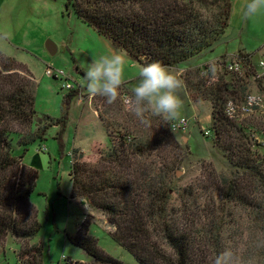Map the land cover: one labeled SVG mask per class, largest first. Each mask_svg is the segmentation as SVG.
Instances as JSON below:
<instances>
[{
	"label": "rangeland",
	"instance_id": "374dc122",
	"mask_svg": "<svg viewBox=\"0 0 264 264\" xmlns=\"http://www.w3.org/2000/svg\"><path fill=\"white\" fill-rule=\"evenodd\" d=\"M230 1L229 28L214 49L170 68L183 81L176 90L182 101L179 116L173 121L149 116V124L144 125L135 116L130 100L138 82L139 64L123 52L126 83L111 105L103 97L89 96L83 79L86 65L94 58L119 50L77 20L71 9L66 11L65 0H0V52L23 66L19 74L30 81L35 98L36 116L25 132H35L47 124L45 116L60 117L63 98L72 92L66 85L80 92L71 100L62 143L55 138L59 129L53 126L45 140L29 146L19 160L26 169H30L32 161L38 167L28 207L35 211L41 228L30 240H17L10 235L1 237L0 264H66V261L93 264L92 259L67 240V235L76 233L85 216L90 222L88 236L96 240L102 252L124 264H136L129 253L110 239L112 227L105 217L92 210L85 200L69 198L71 151L79 150L83 161L93 164L98 159L97 149H109L110 139L118 140L124 134L135 141H150L151 147L161 146L151 153L148 162L153 161L156 166L162 161L173 163L169 207L179 218L181 229L197 234L202 227L213 231L215 224L220 233L212 241L218 243V250L229 253L228 264H262L259 262L264 260L261 250L264 233L251 226L249 213L224 200L221 178L229 181L236 172L212 146L213 134L208 138L203 135L210 127L211 103L199 97L195 88L190 91L193 93L187 91L184 84L188 80L191 86L200 85V66L212 68L217 65L216 60L232 58L239 51L250 55L256 68L260 61L264 63V47H261L264 8L246 17L243 9L249 0ZM49 45L54 53L48 50ZM48 70L51 75L47 74ZM224 83L226 89L233 90L235 81L229 79ZM248 86L249 96L262 97L264 76L251 80ZM125 96L129 103H125ZM261 104L257 112L245 113L243 119L263 122L264 101ZM241 106L235 107L240 110ZM181 118L188 120L185 131L179 130ZM246 134L251 144L259 145L253 147L264 157V136L250 128ZM13 139V155L18 158L21 148L15 144L17 137ZM196 234L193 235L198 239Z\"/></svg>",
	"mask_w": 264,
	"mask_h": 264
},
{
	"label": "trees",
	"instance_id": "16d2710c",
	"mask_svg": "<svg viewBox=\"0 0 264 264\" xmlns=\"http://www.w3.org/2000/svg\"><path fill=\"white\" fill-rule=\"evenodd\" d=\"M64 8L71 9L77 20L109 40L132 62L143 66L158 61L172 68L214 49L229 28L231 1L65 0ZM232 60L240 64L241 73L222 72L206 84L210 79L202 77L200 71L208 66H200V85L191 86L188 80L184 84L187 91L195 88L199 97L210 101L208 130L213 134L212 146L236 172L229 181L221 178L224 200L249 213L251 226L264 233V157L253 147L259 145L251 144L246 134L250 128L264 136V121L245 120L235 107L246 102L248 83L261 69L259 64L254 66L250 55L241 51L222 61ZM22 70L23 66L14 58L0 56V238L10 235L23 241L33 239L41 225L35 211L28 207L36 170L20 166L19 160L29 146L43 142L53 126L59 129L55 138L62 143L71 100L80 92L68 89L72 92L63 98L60 117L45 116L47 124L35 132H25L30 129L36 111L32 85L19 74ZM229 79L235 81L231 91L224 83ZM261 90L263 95L264 86ZM230 106L235 108L233 118L228 115ZM14 137L22 152L18 158L13 155ZM110 142L109 149H97L98 159L93 164L85 163L79 150L71 151L69 198L85 200L92 210L105 217L112 227L110 239L129 253L136 264H214L215 257L222 253L218 243L212 241L218 238L219 227L214 224L213 231L202 227L197 234L179 227V218L169 207L173 163L162 161L156 166L147 161L161 146L151 147L150 141H135L126 134ZM37 153L41 154L40 150ZM89 226L85 216L67 240L93 264H124L97 247L96 240L88 236ZM261 250L264 254V245ZM259 263L264 264V260Z\"/></svg>",
	"mask_w": 264,
	"mask_h": 264
},
{
	"label": "clouds",
	"instance_id": "9594fccd",
	"mask_svg": "<svg viewBox=\"0 0 264 264\" xmlns=\"http://www.w3.org/2000/svg\"><path fill=\"white\" fill-rule=\"evenodd\" d=\"M264 8V0H249L243 15L251 17ZM126 56L121 51L94 58L84 69L85 90L89 96L103 97L111 105L118 98L125 80ZM183 84L173 70L161 62L146 63L139 68L138 82L132 89L130 100L139 121L149 124V116L161 117L165 121L175 120L182 108V101L176 90ZM83 103V97L81 98ZM229 253L222 252L215 257L214 264H228Z\"/></svg>",
	"mask_w": 264,
	"mask_h": 264
},
{
	"label": "built area",
	"instance_id": "2783aa9c",
	"mask_svg": "<svg viewBox=\"0 0 264 264\" xmlns=\"http://www.w3.org/2000/svg\"><path fill=\"white\" fill-rule=\"evenodd\" d=\"M214 64H217V65L213 66L212 68L208 66V67H205V69L204 68L201 69L200 75L202 77H207V79L212 80V79H216V76L222 72L241 73V66L236 60H232L231 62L226 63V62H223L221 59H219V60H216ZM259 67L261 70H264V63L260 62ZM209 72L212 74L213 78H211V76L209 77L210 75ZM47 74L51 75V71L48 70ZM262 76H264V71L256 74L255 78L251 80H256V78H259ZM70 88L72 87L66 85V89H70ZM261 96L262 97L249 96L246 102L243 103V105L241 106L240 113L244 116L245 113L257 112L255 111L257 108H254V107H259V109L261 108L262 106L261 102L264 100V94ZM125 103H129V99L126 96H125ZM234 113H235V108L233 109V107L230 106L228 110V115L230 116V118L234 117ZM187 128H188V120L185 118H181L179 120V130L185 131ZM210 134L212 133L209 130H206L203 133V135L206 137L210 136Z\"/></svg>",
	"mask_w": 264,
	"mask_h": 264
},
{
	"label": "crops",
	"instance_id": "0c3cea01",
	"mask_svg": "<svg viewBox=\"0 0 264 264\" xmlns=\"http://www.w3.org/2000/svg\"><path fill=\"white\" fill-rule=\"evenodd\" d=\"M261 47L263 48L264 45H262ZM261 47H260V48H261ZM260 48H259V49H260ZM246 53H247V52H246ZM258 53H260V52H258ZM1 55H2V56H6V55H4V54H2V53L0 52V56H1ZM6 57H8V56H6ZM12 58H13V57H12ZM14 59H15V58H14ZM182 64H183V63H182ZM209 124H210V123H209ZM33 165H34V162H33V161L30 162V164H29L30 168H34L33 170H36L38 167H36L35 165L33 166Z\"/></svg>",
	"mask_w": 264,
	"mask_h": 264
},
{
	"label": "water",
	"instance_id": "95a60500",
	"mask_svg": "<svg viewBox=\"0 0 264 264\" xmlns=\"http://www.w3.org/2000/svg\"><path fill=\"white\" fill-rule=\"evenodd\" d=\"M48 50L50 51V53H54V49L50 45L48 46Z\"/></svg>",
	"mask_w": 264,
	"mask_h": 264
}]
</instances>
